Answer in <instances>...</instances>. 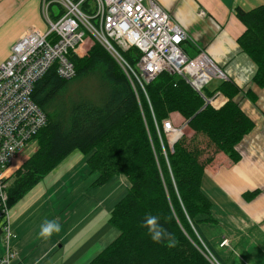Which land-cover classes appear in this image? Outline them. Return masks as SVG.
I'll return each mask as SVG.
<instances>
[{
  "label": "trees",
  "instance_id": "trees-1",
  "mask_svg": "<svg viewBox=\"0 0 264 264\" xmlns=\"http://www.w3.org/2000/svg\"><path fill=\"white\" fill-rule=\"evenodd\" d=\"M235 15L245 27L237 44L256 65L252 83L263 88L264 2L249 10L236 7ZM123 54L134 65L139 52ZM70 59L72 78H60L54 64L34 83L32 99L46 124L35 136L37 148L14 173L9 206L77 150L98 173L92 185L120 174L130 183L109 211L118 236L87 264H215L209 254L225 264L199 227L200 221L215 222L201 179L219 151L240 160L236 146L254 123L235 98L244 92L255 102L256 94L231 79L199 93L166 70L141 87L97 41ZM217 93L227 100L215 107L206 99ZM173 112L184 118L187 131L170 145L163 123Z\"/></svg>",
  "mask_w": 264,
  "mask_h": 264
},
{
  "label": "crops",
  "instance_id": "crops-1",
  "mask_svg": "<svg viewBox=\"0 0 264 264\" xmlns=\"http://www.w3.org/2000/svg\"><path fill=\"white\" fill-rule=\"evenodd\" d=\"M156 1L186 31L181 48L187 56L205 54L225 79L256 94L255 102L244 92L235 98L254 123L236 146L240 160L233 162L219 151L204 168L201 189L211 201L215 222L200 221L199 227L225 264H264V87L252 83L256 65L237 44L245 27L235 15L236 7L249 10L264 0ZM39 14L40 0H0V31L7 34L0 62L26 29L39 28ZM214 99L219 106L227 100L221 93ZM171 118L180 122L175 126L186 125L177 112ZM86 161L87 155L72 151L10 207L16 264H87L118 236L109 211L129 180L120 174L94 186L98 173ZM255 190L257 195L247 197ZM4 251L5 243L0 256Z\"/></svg>",
  "mask_w": 264,
  "mask_h": 264
},
{
  "label": "built area",
  "instance_id": "built-area-1",
  "mask_svg": "<svg viewBox=\"0 0 264 264\" xmlns=\"http://www.w3.org/2000/svg\"><path fill=\"white\" fill-rule=\"evenodd\" d=\"M54 4L61 6V13L52 12ZM40 10L49 22L47 28L26 29L0 62V227L5 243L0 264H16L17 253L10 244L13 232L8 222L7 179L33 153L35 136L46 124L32 92L34 83L52 65L60 78H72L75 67L70 56L79 55L92 38L111 54L131 83L141 87L166 70L182 76L202 93L212 78L224 76L205 54L187 56L181 48L186 31L156 0H40ZM50 15L54 20L49 19ZM131 48L139 52L134 65L123 54ZM206 101L219 106L214 97ZM185 126H175L171 119L164 121L168 141L179 138ZM24 146L21 160L7 170Z\"/></svg>",
  "mask_w": 264,
  "mask_h": 264
},
{
  "label": "rangeland",
  "instance_id": "rangeland-1",
  "mask_svg": "<svg viewBox=\"0 0 264 264\" xmlns=\"http://www.w3.org/2000/svg\"><path fill=\"white\" fill-rule=\"evenodd\" d=\"M51 10H52V12H54V14L61 13V6L58 5V4H54V5H52ZM38 16H39V18H38L39 22H38V25H37V26L40 28V30H45V29L47 28V26L49 25V22H48L47 18H46L44 15H42L41 10H40V14H39ZM49 19H51V15L49 16ZM51 20H54V18L51 19ZM30 27H35V26H34V25H31ZM36 28H37V27H36ZM39 28H38V29H39ZM6 35H7V34H4L2 31H0V56L2 55L3 50H4V46H5V44H6V37H7ZM15 41H16V40H15ZM94 42H95V40L92 39V38L89 40V43H90V44H92V43L94 44ZM219 79H225V78H212V80L207 84L206 87L212 88L213 85L219 81ZM171 121H172V123H173L174 125H179V124H180V122L177 121V120H175L174 118H171ZM186 131H187V130H185V127H184V129H183V133H186ZM172 135H173V134H172ZM171 137H172V136H171ZM170 139H172V138H170ZM35 141H36V139H35ZM36 143H37V142H36ZM25 149H26V146H24L23 148H21V149L18 151L17 156H16V159L13 161L12 164H10V165L7 167V170L13 168L14 165H15L19 160H21L22 156L20 155V153L23 152V151H25ZM24 153L26 154L27 152H24ZM13 180H14V174L11 173V174L8 176V179H7V187H9V186L12 184ZM9 210H10V209H9ZM0 247H2V248L4 249V241H2V237H1V235H0ZM214 262H215V261H214ZM215 264H217V263L215 262Z\"/></svg>",
  "mask_w": 264,
  "mask_h": 264
},
{
  "label": "water",
  "instance_id": "water-1",
  "mask_svg": "<svg viewBox=\"0 0 264 264\" xmlns=\"http://www.w3.org/2000/svg\"><path fill=\"white\" fill-rule=\"evenodd\" d=\"M217 68H218V67H217ZM218 69H219V68H218ZM219 70H220L221 73H223V71H222L221 69H219ZM223 75H224V73H223ZM223 77H225V75H224Z\"/></svg>",
  "mask_w": 264,
  "mask_h": 264
}]
</instances>
